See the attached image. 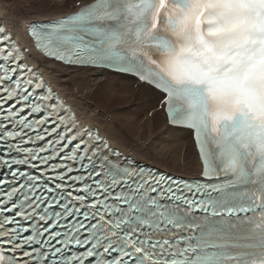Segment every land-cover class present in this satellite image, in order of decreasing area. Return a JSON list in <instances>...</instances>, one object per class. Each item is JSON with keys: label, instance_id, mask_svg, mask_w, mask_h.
I'll list each match as a JSON object with an SVG mask.
<instances>
[{"label": "snow or ice", "instance_id": "snow-or-ice-1", "mask_svg": "<svg viewBox=\"0 0 264 264\" xmlns=\"http://www.w3.org/2000/svg\"><path fill=\"white\" fill-rule=\"evenodd\" d=\"M31 35L159 90L202 168L174 178L78 129L0 26V264H264V0H75Z\"/></svg>", "mask_w": 264, "mask_h": 264}, {"label": "bare ground", "instance_id": "bare-ground-1", "mask_svg": "<svg viewBox=\"0 0 264 264\" xmlns=\"http://www.w3.org/2000/svg\"><path fill=\"white\" fill-rule=\"evenodd\" d=\"M74 3L75 0H35V6L22 10L17 0H0V23L22 48H29L25 57L69 104L82 124L97 128L114 147L138 161L168 173L195 176L200 166L191 134L166 126V117L160 106L161 95L112 73L63 67L30 47L27 27L31 22L39 21L32 19L46 21L64 16L74 10ZM68 73L71 77L67 84L76 83L80 100L87 103V107H81L80 100L72 99L66 93V86L59 83L58 80L67 77ZM91 109L106 116L107 124L94 118ZM148 140L149 144L146 143Z\"/></svg>", "mask_w": 264, "mask_h": 264}, {"label": "rangeland", "instance_id": "rangeland-1", "mask_svg": "<svg viewBox=\"0 0 264 264\" xmlns=\"http://www.w3.org/2000/svg\"><path fill=\"white\" fill-rule=\"evenodd\" d=\"M18 1V7L20 8V9H22V10H29V8H32L33 6H35V5H33L34 4V2H35V0H17ZM26 8V9H25ZM68 10H70V9H66V11H68ZM51 14V13H50ZM60 14H62V13H60ZM32 20H41V19H32ZM73 74V76H75V73H72ZM58 75V74H57ZM82 75H84V74H82ZM67 77H65V78H61L60 80H58V81H61V82H59V83H61L62 85H64V86H66V89H67V94L72 98V99H81V97H80V95L78 94V88H76L77 87V85H76V83L74 82V81H71L70 82V84H67L68 83V81H69V79H70V77H71V75L68 73L67 75H66ZM66 81V82H65ZM71 86V87H70ZM75 94H74V93ZM83 100H80V103H81V107H84V106H88V104L87 103H85L84 101L82 102ZM96 110H91V113H92V115L94 116V118H96V119H98V121L100 122V123H105V124H107V121H108V118L106 117V116H104V115H102L101 114V112H99V111H96ZM95 113H96V115H95ZM98 114V115H97ZM106 120V121H105ZM161 136V135H160ZM149 140H148V142H146V143H148L149 144Z\"/></svg>", "mask_w": 264, "mask_h": 264}]
</instances>
